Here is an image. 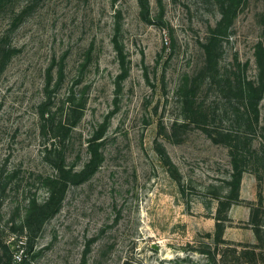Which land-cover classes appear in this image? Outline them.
<instances>
[{"label": "rangeland", "instance_id": "1", "mask_svg": "<svg viewBox=\"0 0 264 264\" xmlns=\"http://www.w3.org/2000/svg\"><path fill=\"white\" fill-rule=\"evenodd\" d=\"M144 2L0 0V264H264V0Z\"/></svg>", "mask_w": 264, "mask_h": 264}, {"label": "trees", "instance_id": "2", "mask_svg": "<svg viewBox=\"0 0 264 264\" xmlns=\"http://www.w3.org/2000/svg\"><path fill=\"white\" fill-rule=\"evenodd\" d=\"M140 4L143 6L145 4L144 0H139ZM262 68H264V64H262ZM236 86L238 88V90L240 91V93L242 95H245L246 98L248 99V103H250V105L252 106L254 104V100L256 99L255 97H257V99L260 97V94L262 93V91H264V69L262 70V73L260 75H258L256 78L253 79H246L244 78L242 75H239L236 78ZM259 96V97H258ZM256 105V103H255ZM101 137L100 136H95L93 137L90 141H89V150H90V159L88 161V163L86 164V166L81 170V171H76L74 172L73 176L75 178H78L79 180L85 178L86 176L90 175L91 173L94 172V170L98 167L99 165V161L101 159V152H100V145H101ZM239 171V170H237ZM66 172H68L66 170ZM242 175V171L238 172V177H241ZM59 182L64 183V185H66L68 183V179L65 177H62L58 180ZM51 204V199L50 201H48V203L44 204L42 208L47 209ZM48 211V210H47ZM44 212V215L47 213ZM220 227L218 225V231L216 232V237L214 240V243L216 246L220 245V243L224 242L222 241V237H220ZM5 248V253L6 255L9 257L8 261L6 264H14L13 261V253L10 250V248L6 245H4ZM238 254H241L239 256H245V255H250L252 257L256 256V252L255 250H243L242 252H238L237 250H235ZM210 254H212L210 252ZM222 260V257H221ZM211 261L212 264H218L217 263V259H216V255H211ZM238 263H240V258H238ZM242 263V261H241ZM17 264H29V260L27 258V253H23L22 256L19 257V262ZM243 264H246V261H243Z\"/></svg>", "mask_w": 264, "mask_h": 264}]
</instances>
